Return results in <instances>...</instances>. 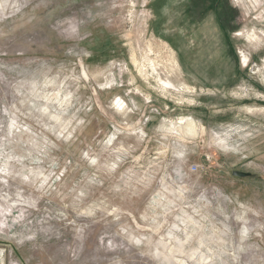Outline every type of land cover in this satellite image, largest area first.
I'll list each match as a JSON object with an SVG mask.
<instances>
[{"label": "rangeland", "instance_id": "rangeland-1", "mask_svg": "<svg viewBox=\"0 0 264 264\" xmlns=\"http://www.w3.org/2000/svg\"><path fill=\"white\" fill-rule=\"evenodd\" d=\"M183 1L0 0V264H264V0Z\"/></svg>", "mask_w": 264, "mask_h": 264}, {"label": "crops", "instance_id": "crops-1", "mask_svg": "<svg viewBox=\"0 0 264 264\" xmlns=\"http://www.w3.org/2000/svg\"><path fill=\"white\" fill-rule=\"evenodd\" d=\"M182 4H183L182 10L180 9L181 11H179V13L174 18L175 21H173L171 23L167 22L165 25L164 18L161 17L162 16V14H161V16L159 18V21H160L159 25L156 27L157 29H156V32H154V34L156 36L161 37V35H165L166 33L167 34L172 33L174 36L171 37V39H169V36H167L166 38L164 37L163 39L165 41L169 42L174 47L181 48L184 52L183 56H188L189 52H187V49L188 48L190 49V47L193 46V44H194L193 43L194 39H192L191 36H193L195 30L202 25V21L204 18L206 19V21H210L212 19L210 17V14L207 15V11H211L210 7L212 5L210 3L205 2V4H202L197 8L198 10L196 12L192 9V14H195V15H191L190 13H188V8L189 7L191 8V5H192V4L190 5V0H184ZM166 7L169 8L168 6H166ZM191 17L195 21H190ZM165 19H166V17H165ZM168 19H170V18H168ZM159 26L161 29L160 31H158ZM152 35H153V32H152ZM216 67H220V69H221V68L225 67V64H223V63L222 64H213V65L210 64V66H209L210 75L212 73H214V75H217V71L214 70V69H216ZM184 71H186V70H184Z\"/></svg>", "mask_w": 264, "mask_h": 264}, {"label": "water", "instance_id": "water-1", "mask_svg": "<svg viewBox=\"0 0 264 264\" xmlns=\"http://www.w3.org/2000/svg\"><path fill=\"white\" fill-rule=\"evenodd\" d=\"M232 175L241 179H245V178H252L254 177L253 174L248 173V172H240V171H233Z\"/></svg>", "mask_w": 264, "mask_h": 264}, {"label": "bare ground", "instance_id": "bare-ground-1", "mask_svg": "<svg viewBox=\"0 0 264 264\" xmlns=\"http://www.w3.org/2000/svg\"><path fill=\"white\" fill-rule=\"evenodd\" d=\"M221 42V41H220ZM134 57V56H133ZM135 58V57H134ZM232 64V63H231ZM145 65V64H144ZM140 67V66H139ZM145 67V66H144ZM142 70V69H141ZM143 73V72H142ZM164 85H167V84H165V83H163ZM120 106L122 107L123 106V103H120ZM23 214V213H22ZM25 214V213H24ZM41 222V221H40ZM39 222V223H40ZM50 223V222H49ZM37 225V224H36ZM38 226H40V225H38ZM66 233V232H65ZM48 234V233H47ZM59 234V233H58ZM45 235V234H44ZM49 235V234H48ZM67 236L69 237V235L67 234ZM39 237V236H38ZM53 237V236H52ZM40 238V237H39ZM65 238H66V236H65ZM55 239V238H54ZM40 240V239H39ZM52 240H53V238H52ZM60 240V239H59ZM50 240H48V242H49ZM54 241V240H53ZM39 242V241H38ZM41 242V241H40ZM57 242H60V241H57ZM56 243V242H55ZM46 244H48L47 243V241H46ZM50 244V243H49ZM34 245V244H33ZM43 250H44V248H43ZM41 251V250H40ZM40 258V257H39ZM4 259V258H3ZM44 263V262H43Z\"/></svg>", "mask_w": 264, "mask_h": 264}]
</instances>
